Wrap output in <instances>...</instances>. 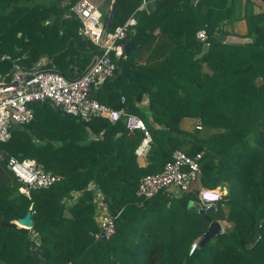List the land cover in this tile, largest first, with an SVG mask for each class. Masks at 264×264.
Returning a JSON list of instances; mask_svg holds the SVG:
<instances>
[{"label":"trees","instance_id":"obj_1","mask_svg":"<svg viewBox=\"0 0 264 264\" xmlns=\"http://www.w3.org/2000/svg\"><path fill=\"white\" fill-rule=\"evenodd\" d=\"M75 1L0 0V56H9L0 59V74L8 78L14 59L27 69L41 58L40 68L81 74L99 50L80 35ZM105 2L111 7L112 0ZM250 3L146 0L137 10L140 0L115 1L107 30L133 16L119 42L131 41L132 49L114 59L113 76L91 96L143 121L146 164L134 153L143 133L129 134L121 118L83 122L49 102L32 105L31 119L12 126L0 143V264H264V7L253 12ZM220 34L249 41H219ZM203 43L207 49L196 57ZM173 150L199 155L200 185H222L209 209L186 208L196 188L136 195L139 179L160 172ZM8 155L40 163L58 180L25 197L5 166ZM90 185L106 213H118L103 241L94 238ZM27 211L31 227L15 225ZM211 221L227 226L188 253Z\"/></svg>","mask_w":264,"mask_h":264},{"label":"built area","instance_id":"obj_2","mask_svg":"<svg viewBox=\"0 0 264 264\" xmlns=\"http://www.w3.org/2000/svg\"><path fill=\"white\" fill-rule=\"evenodd\" d=\"M145 1L140 0L137 10L144 8ZM71 11L80 21V35L95 45L99 54L81 74L75 77L65 76L53 68L35 66L26 69L14 59L8 78H6L7 74H0V143L10 137L12 126L27 123L31 119L32 105L46 101L64 114L83 122L89 121L92 117L106 118L110 121L121 118L129 134L136 130L143 133V138L134 153L136 157L145 156L149 135L143 121L122 109L112 110L91 96L94 88L104 79L113 76L114 59L123 55L122 45L119 42L125 38L127 30L135 24L134 17L129 16L121 25L108 31L104 30V23L98 20L96 5L91 0H76ZM195 36L199 40H204V31H196ZM0 59L7 60L9 56L2 54ZM120 100L122 101L123 97ZM198 157V154L188 157L180 150H173L170 159L164 163L160 172L146 174L139 179L136 195L149 199L162 190L188 191L200 173L196 162ZM5 166L20 182L18 190L25 197H29L30 190L47 188L58 180L55 175L45 171L40 163L32 160H18L8 155ZM91 188L97 206L98 232L94 238L106 240L114 233L113 220L118 213L114 216L108 215L103 205L102 194L93 185ZM221 195L222 193L216 189L199 188L193 207L199 211L209 209ZM219 232H222V228ZM197 242L198 240H195L190 244L188 253L192 252Z\"/></svg>","mask_w":264,"mask_h":264},{"label":"water","instance_id":"obj_3","mask_svg":"<svg viewBox=\"0 0 264 264\" xmlns=\"http://www.w3.org/2000/svg\"><path fill=\"white\" fill-rule=\"evenodd\" d=\"M115 1L116 0H112V5H111V7L109 9V13H108L107 19H106V21L104 23V30L107 29V26H108V23H109V19H110V16H111L113 8H114ZM256 32H257V28H255V30H254V33H256ZM217 40L224 41V42H233V43H246V42L249 41L248 38H242V37L231 35V34H220V35L217 36ZM121 49H122L123 55L127 56L129 54V52L131 51V49H132L131 41H129V40L125 41L122 44ZM206 49H207V44L203 43L201 45L200 51L196 54V57H199L202 53H204L206 51ZM57 112L60 115H62V116L65 115L60 110H57ZM30 215H31L30 212L27 211L22 217H19V218L16 219L15 224L20 225V226H22L23 228H26V229L30 228L31 225H32V220L30 218ZM219 229H220V225H219V223L217 221L209 222V224L206 227L205 231L202 233V235H201V237H200V239L198 241V244L199 245H203L212 236L216 235L219 232ZM99 240L103 241L102 238H100Z\"/></svg>","mask_w":264,"mask_h":264},{"label":"crops","instance_id":"obj_4","mask_svg":"<svg viewBox=\"0 0 264 264\" xmlns=\"http://www.w3.org/2000/svg\"><path fill=\"white\" fill-rule=\"evenodd\" d=\"M103 1H106V0H103ZM251 1H252V3H250V8H251V11H253V12L259 11L261 8L264 7V4H263V2L261 0H251ZM108 8H110V7H107L106 11L108 10ZM235 27H236V30L237 31H238V29H241L240 22L236 23L235 24ZM44 64H45V58H41L38 62L35 63V65L33 67H35V66L40 67V66H43ZM72 73L75 74V72H72ZM76 74L75 75H69V77H75ZM137 162L140 165H145L146 164V158H145V156H143V157H137ZM199 176H200V173H199ZM199 176H198V179H197L198 180V183H199ZM192 188H196V190L198 191L199 188H209V187H206L204 185H200V183H199V185H197L196 187H193L191 185V188L190 189H192ZM209 189L219 190L222 194L225 192V190L223 189L222 185H217L214 188H209ZM167 192H171V193H174V194H179L178 189H171V190H168ZM192 206H193V204H192ZM219 225H220V228H223V227H226L227 226V224L222 223V222H219Z\"/></svg>","mask_w":264,"mask_h":264},{"label":"rangeland","instance_id":"obj_5","mask_svg":"<svg viewBox=\"0 0 264 264\" xmlns=\"http://www.w3.org/2000/svg\"><path fill=\"white\" fill-rule=\"evenodd\" d=\"M95 5H96V13L98 15V20L101 21L104 17V15L106 14V9H107V5H106V2L103 1V0H91ZM247 6V5H246ZM245 9L247 11H249V7H245ZM234 28L236 29V27L234 26ZM226 29V27H225ZM207 131L204 130V131H201L199 132V135L201 137H205ZM198 179V177H197ZM196 179V181L192 184L193 187H196L197 185H199L198 183V180ZM186 208H188L189 210H192L193 211V206H192V202L191 201H188L187 205H186ZM224 228V227H223ZM222 228V230H223ZM32 246V244H31ZM33 246H34V243H33Z\"/></svg>","mask_w":264,"mask_h":264},{"label":"bare ground","instance_id":"obj_6","mask_svg":"<svg viewBox=\"0 0 264 264\" xmlns=\"http://www.w3.org/2000/svg\"><path fill=\"white\" fill-rule=\"evenodd\" d=\"M17 226H19V227L23 228V227H22V226H20V225H17Z\"/></svg>","mask_w":264,"mask_h":264},{"label":"clouds","instance_id":"obj_7","mask_svg":"<svg viewBox=\"0 0 264 264\" xmlns=\"http://www.w3.org/2000/svg\"><path fill=\"white\" fill-rule=\"evenodd\" d=\"M13 223H14V221H13ZM15 224V223H14ZM15 225H17V224H15Z\"/></svg>","mask_w":264,"mask_h":264},{"label":"snow or ice","instance_id":"obj_8","mask_svg":"<svg viewBox=\"0 0 264 264\" xmlns=\"http://www.w3.org/2000/svg\"><path fill=\"white\" fill-rule=\"evenodd\" d=\"M211 198H215V197H211Z\"/></svg>","mask_w":264,"mask_h":264}]
</instances>
